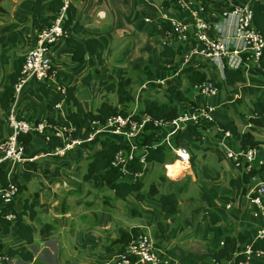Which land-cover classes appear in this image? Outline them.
Returning a JSON list of instances; mask_svg holds the SVG:
<instances>
[{
    "label": "crops",
    "instance_id": "crops-1",
    "mask_svg": "<svg viewBox=\"0 0 264 264\" xmlns=\"http://www.w3.org/2000/svg\"><path fill=\"white\" fill-rule=\"evenodd\" d=\"M20 1L0 0V6L9 12L0 15V49L11 44L15 46V54L8 63L0 62V90L14 69V59L24 58L34 41L33 15L18 7ZM71 1L76 4V19L83 26L74 37L84 45V61H72V50L65 39L55 43L49 50L54 76L44 82H32L21 90L14 101L18 116L29 121L50 116L56 122L67 123V105L65 96L59 91L60 86L66 88L76 84L74 93L79 103L73 110L83 114L95 110L103 96L104 100L116 102L115 94L105 93L100 80L129 79L130 93L134 99L132 111L137 115L141 113L143 98L161 97L167 85L175 83L182 86L196 106L210 104L211 117L218 123L205 131L202 143L193 142L187 146L189 155L194 154L193 162H185V167L178 173L175 172L178 165L176 160L172 162L174 164L170 162L164 165L154 161L143 162L141 173L125 175L129 180L144 178L151 181L164 172L173 182L170 185L166 183L163 190H175L179 196L178 209L173 214L162 211L159 193L140 200L133 194L118 198L115 209L102 204L104 195L114 197L112 189L97 174L89 180L82 177L85 163L90 159L94 147L82 142L75 144L65 155L55 156L47 153L50 146L43 135L34 133L25 150L27 155L34 156L32 161L37 162V167H26L23 162L5 165L7 170L17 173L16 181L22 184V188L11 203L0 204L3 210H20L25 197L36 204L40 218L31 222L35 240L28 244L34 258L28 262L13 256L9 264H121L120 244H113L109 250L104 245L131 226H137L138 230L148 234L153 243H162V247L157 246L155 252L163 256L167 264L180 263L165 257L162 254L164 247L189 238L220 244L225 234L248 229L252 236L243 245L250 244L264 223L261 206L253 202L250 196L257 186H264V171L250 179L245 194L235 196V190L227 181L241 172L243 166L235 164L225 154L227 150L238 151L239 146L238 141L227 136L221 126L229 120H236L239 129H244L246 118L240 112L249 113L254 101L264 99V77L254 68L244 72L246 81L237 85V97L240 99L237 104L236 95H232L225 86L218 90L216 96L201 95L196 84L182 78L175 60L160 56L159 52L167 40L161 27L162 10L165 8L170 14H179L184 20H189L190 8L198 6L202 0H187L184 7L179 6L178 0ZM253 1L233 0L235 3L249 4ZM209 3L210 9L215 11L227 5L216 0ZM41 13L51 19L56 16L49 12L45 4ZM87 73L91 74L88 84L82 82V77ZM160 81L164 84H159ZM163 131L166 132V128ZM9 133L5 114L0 109V139ZM95 135L105 140L123 141L126 144L123 148L125 153L132 150L139 157L145 153V149L137 143L141 135L128 137L112 133L107 128L100 129ZM205 146L212 148L205 149ZM263 161L264 143H261L255 150L251 165L258 166ZM172 166L175 168L170 172ZM201 166L207 167L212 174L217 172L218 178L202 177L199 174ZM227 201H231L230 206L226 205ZM204 207L218 212L221 219L217 223L202 219ZM46 220L54 222L56 229L51 235L43 237L38 234V228ZM158 220L169 222V229L165 233L156 226ZM0 240V249L3 250L23 243L14 223L0 222ZM195 264L215 262L206 258ZM248 264H264V256H254Z\"/></svg>",
    "mask_w": 264,
    "mask_h": 264
},
{
    "label": "trees",
    "instance_id": "trees-1",
    "mask_svg": "<svg viewBox=\"0 0 264 264\" xmlns=\"http://www.w3.org/2000/svg\"><path fill=\"white\" fill-rule=\"evenodd\" d=\"M210 0H202L201 3L207 9ZM48 8L50 13L57 15L62 10L64 4L63 0H21L18 7L30 12L33 15L31 25L35 33L47 26L53 19L42 15L43 6ZM162 5H166L165 2ZM76 4L69 0L65 11L64 25L68 32L65 38L66 45L72 50V61L82 63L85 58V48L82 42L77 40L76 36L83 29L82 24L76 19L75 15ZM251 10L253 16V25L256 30L264 37V0H254L251 3ZM5 10L0 6V15H3ZM163 30L169 29L166 21L161 22ZM73 35V36H72ZM14 45L0 49V62L7 64L9 59L15 54ZM185 50V46L178 44L171 46L164 43L159 54L166 60H175V65L181 67L180 56ZM23 59L18 57L14 59V69L8 75V81L0 90V109L5 113L12 102H14V84L20 75ZM255 70L264 77V52L259 58L258 64L254 66ZM215 70V66L208 61L195 59L187 65L180 68L182 78L193 84H200L205 81L213 80L218 90L225 86L232 95H236L235 102L238 104L240 99L237 97V85L246 81L244 73L239 69H232L225 67L223 75L218 72V78H210L208 69ZM91 74L87 73L82 77V82L89 83ZM99 84L105 87V93H114L116 102L104 100V96L93 111H87L83 114L77 113L73 110L78 105L79 100L74 93L76 84L67 86L65 88V103L67 105V114L65 119L72 125L71 138L75 139L81 137L84 145L94 147L90 159L85 163L82 177L84 180H89L94 174H97L102 181L109 185L112 189L113 196L104 195L101 199L102 204H106L111 208L116 207L115 200L127 195L133 194L136 199H143L146 196H153L159 193L160 207L162 211L167 213H175L178 209V193L175 190H163V186L172 184L173 180L164 172L158 174L156 179L147 181L144 178H135L129 180L126 178V173H139L143 170V164L138 155H133L131 158L124 159L122 162L111 165L115 155L125 147L123 141L115 139L105 140L95 135V131L104 126L110 117L117 114L122 116H130L132 119H139V115L132 114L134 108V99L130 93V80L122 79L118 81L100 80ZM196 106L195 101L191 99L180 84L170 83L166 87V91L158 98L145 97L141 102V113L148 117L141 132V140L137 143L145 149L144 161H154L159 164L172 163L177 158V155L172 151L171 147L164 141L162 126L170 124L173 120L179 117L180 112L188 106ZM240 115L246 118V126L241 131L236 120H229L222 124V131L228 132L231 137L238 141L239 149L247 147L258 148L261 143H264V99L256 100L251 105L249 113L240 112ZM46 122L48 128L53 127L59 122L54 121L50 116H47ZM217 121L200 120L197 123H189L170 136L169 141L175 147L188 146L193 142L202 143L204 133L209 128L217 126ZM47 142L50 148L63 145L64 142L53 134L46 133ZM90 135H93L90 138ZM32 140V134H20L18 141L24 145ZM212 148V146H205V149ZM217 154L220 151L217 150ZM194 154L190 153L189 160L193 162ZM26 167H37V162L32 160H24ZM242 164L243 168L235 176H231L227 183L235 190V196L238 194H245L247 192V185L252 177L264 171V161L258 165L246 166ZM5 166H0V188L9 182H17V173L9 171ZM123 168V170H122ZM199 174L204 178L216 179L218 173H210L208 168L201 166ZM19 190L22 184H18ZM255 191L250 192V196H254ZM3 199L0 194V204ZM15 211V218L13 220L5 219L0 215V222L14 223L19 239L23 241L22 244L9 247L5 253L11 258L18 256L21 260L32 261L34 258L33 251L28 244H32L35 240L34 229L32 221L39 219L40 214L37 211L36 204L29 198L23 199L22 208L20 210L10 209ZM201 218L206 219L210 223H217L221 217L215 210L204 207L201 211ZM156 226L165 233L169 229V222L165 220H158ZM56 229V224L52 221H44L38 228L40 236H49ZM138 227L131 226L128 231L123 232L119 237L110 240L104 245L106 250L111 249L115 243L120 244L121 253H126V246L137 236ZM252 236L250 230L242 229L236 234H225L220 244H209L204 241L197 242V245H190L185 242H175L169 246L164 247L162 254L168 258L174 259L180 264H195L206 258H211L215 264H227L232 261L238 264L245 258L242 251L244 242ZM1 241V240H0ZM155 246L162 247L161 242H155ZM251 247L254 249H264V238L254 237L251 241ZM126 257L131 260L135 259L133 254H126ZM158 264H167L165 261H160Z\"/></svg>",
    "mask_w": 264,
    "mask_h": 264
},
{
    "label": "built area",
    "instance_id": "built-area-1",
    "mask_svg": "<svg viewBox=\"0 0 264 264\" xmlns=\"http://www.w3.org/2000/svg\"><path fill=\"white\" fill-rule=\"evenodd\" d=\"M178 1L179 6L184 7L187 0ZM216 1L226 3L227 5L222 6L219 11H215L210 9L211 7L205 9L202 3H199L198 6L190 8L189 20H184L179 14H170L164 8L160 14V18L169 25V29L164 30L167 37L166 43L171 46L178 44L185 46V50H183L180 56L181 67L195 59L204 60L214 65L221 76L225 67L239 69L243 73L255 68L254 66L258 64L259 58L264 52V37L253 25L251 4L235 3L233 0ZM63 2L62 10L57 13L47 26H44L34 34L33 45L24 56L20 75L14 84L15 99L26 85L32 82H44L51 79L55 74L49 50L55 43L68 36L64 20L69 0H63ZM159 84H164V82L160 81ZM196 86L203 96H216L218 94V88L213 80L196 84ZM59 91L65 95V87L60 86ZM211 112L212 107L210 104L201 106L189 105V107L180 112L178 118L170 124L161 127L164 135L163 139L177 155V161L182 163L188 162L189 153L187 146L175 147L169 141L170 136L176 130L183 128L189 123H197L203 119L212 120ZM4 114L6 123L10 128V133L7 137L0 139V166L20 163L34 158L32 155L26 154L25 145L18 141L20 134L33 135L34 133H40L47 141L46 133L48 132L60 138L64 144L50 148L47 152L55 156H63L75 144L84 142L81 137L71 138L70 131L72 130V125L69 121H66L67 123L55 124L53 127L48 128L46 119L29 121L18 116L14 109V102L11 103L9 109ZM132 114L136 113L131 111ZM138 115L139 119L134 120L129 115L125 117L117 114L110 117L106 124L99 127L95 133L100 129L107 128L115 134L137 137L141 135L144 124L148 120V117L142 113ZM164 128H166V132L163 131ZM225 134L230 136L228 132H225ZM92 136L90 135V138ZM255 150L256 148L247 147L238 151L227 150L225 154L227 157L232 158L235 164L242 165L247 162L246 166H249L255 156ZM133 155L134 151L130 150L125 153L122 149L115 155L111 165H116L124 159L131 158ZM139 158L142 164L146 162L144 161V155ZM253 191L257 194L251 196V199L261 206L264 215V186H257ZM18 192L17 182H9L2 186L0 188V194L3 199L2 204L11 203ZM230 204L231 201H227L226 205L230 206ZM0 215L5 219L14 221L15 211L0 209ZM255 237L264 238V223L257 230ZM156 247L148 234L138 230L137 236L126 246V253H121L119 262L121 264H158L160 261L166 262L162 258L163 256L155 252ZM6 250L0 249V264H9L10 262V257L5 253ZM242 251L245 254V258L238 264H248L254 256H264V249H254L251 247V243L243 245ZM126 254H133L135 259L131 260L126 257ZM227 264L234 263L230 261Z\"/></svg>",
    "mask_w": 264,
    "mask_h": 264
},
{
    "label": "rangeland",
    "instance_id": "rangeland-1",
    "mask_svg": "<svg viewBox=\"0 0 264 264\" xmlns=\"http://www.w3.org/2000/svg\"><path fill=\"white\" fill-rule=\"evenodd\" d=\"M210 7V6H209ZM208 7V8H209ZM5 10V9H4ZM4 14L3 15H6V14H8L9 12L7 11V10H5L4 12H3ZM15 49V48H14ZM209 70L211 71V72H209ZM208 71V75L210 76V77H216V78H218V72H217V69L215 68V70H213L212 68L210 69H208L207 70ZM176 160V159H175ZM174 160V161H175ZM172 164H174V163H172ZM178 166V167H177ZM176 166V170H175V172H179V171H181L184 167H185V164L184 163H182V162H180V163H178V165ZM173 169H174V167L172 166L171 168H169V171L170 172H172L173 171ZM148 181V180H147ZM116 208V207H115ZM114 208V209H115ZM113 209V208H112ZM48 221H51V220H48ZM200 241H202V240H200V239H196V238H189V239H186L185 241H183V242H185V243H187V244H190V245H197V242H200ZM38 244L40 243V241L39 242H37ZM42 243V242H41ZM17 264V263H16Z\"/></svg>",
    "mask_w": 264,
    "mask_h": 264
},
{
    "label": "bare ground",
    "instance_id": "bare-ground-1",
    "mask_svg": "<svg viewBox=\"0 0 264 264\" xmlns=\"http://www.w3.org/2000/svg\"><path fill=\"white\" fill-rule=\"evenodd\" d=\"M178 163H180L179 161H177ZM174 167V166H173ZM175 168V167H174Z\"/></svg>",
    "mask_w": 264,
    "mask_h": 264
}]
</instances>
